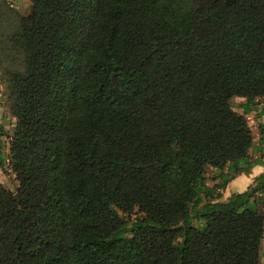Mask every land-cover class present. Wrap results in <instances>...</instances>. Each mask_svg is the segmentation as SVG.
I'll use <instances>...</instances> for the list:
<instances>
[{
  "label": "trees",
  "instance_id": "16d2710c",
  "mask_svg": "<svg viewBox=\"0 0 264 264\" xmlns=\"http://www.w3.org/2000/svg\"><path fill=\"white\" fill-rule=\"evenodd\" d=\"M28 1L0 38L17 183L0 184V264H259L264 172L222 191L261 165L245 115L264 0Z\"/></svg>",
  "mask_w": 264,
  "mask_h": 264
},
{
  "label": "crops",
  "instance_id": "0c3cea01",
  "mask_svg": "<svg viewBox=\"0 0 264 264\" xmlns=\"http://www.w3.org/2000/svg\"><path fill=\"white\" fill-rule=\"evenodd\" d=\"M5 1L8 2L10 6H13L15 4L17 5L18 3H26L28 5V0H5ZM243 102L244 100H242L241 103ZM262 112H264V100L260 99L255 109H253L248 115H245L248 120H251V121L253 120V122H255V124H253V127H254L253 130H255V133L253 134V140L256 142V148L258 149H256L255 153L252 155V160L261 161V165L254 166L250 170V173L248 175H239L235 177L232 181H230V183H228L226 188L222 191V195L224 199H227L232 194L242 193L246 191L248 187L251 185L252 181L264 172V167H263L264 165V142H260V134H259V129H258L259 124H264V115H262ZM241 113H242V109H241ZM3 116H4V112L0 105V129L5 130L7 127H13L14 126L13 124H11L10 126H7L8 123H6V121L8 120V118H3ZM9 119L12 120V122H14L13 118H9ZM253 130L252 132H254ZM2 135L5 137L7 134L6 135H4V133L1 134V130H0V141H2L1 139H3ZM8 146H9L8 142L5 144L4 147L1 145L0 152H2L4 155H7ZM7 168H8L7 163H5L4 167L0 169V184H2L4 187H6L5 186L6 185L5 175L8 174L7 172L9 173L11 172L10 170H6ZM4 172H6V174Z\"/></svg>",
  "mask_w": 264,
  "mask_h": 264
},
{
  "label": "rangeland",
  "instance_id": "374dc122",
  "mask_svg": "<svg viewBox=\"0 0 264 264\" xmlns=\"http://www.w3.org/2000/svg\"><path fill=\"white\" fill-rule=\"evenodd\" d=\"M7 4H9L8 2H6ZM10 6V4L8 5ZM14 6V7H13ZM13 6H10V8L12 9H8V13L6 14H0V38L1 40H5L7 38L6 35L10 34L13 30V28L16 26V19H18L19 17H22V16H27L28 13L30 12V5H29V1H28V5L26 3H18L17 5H13ZM5 68L7 65V63H5L3 65ZM1 67H0V74H1ZM6 85L2 82V80L0 79V105H1V108L4 112V116L3 118H8V120L6 121L7 126H10L11 124L14 125L15 121L12 122V120H10L9 118H12L10 116V114L8 113V110H7V104H6V99H7V93H6ZM243 99H240V98H234L233 99V110L236 111L237 113H241V108L239 107V104L242 102ZM246 120H247V123L248 125L250 126L251 128V131L254 129L253 127V124H255V122H253V120H248L247 117L245 116ZM4 120V119H3ZM12 122V123H11ZM13 127H7L5 130L3 129H0L1 130V134L4 133V135H11L12 132H13ZM254 132H252V135L255 133V130H253ZM3 136V139H1L2 141H0V146L2 145L3 147L5 146V144L9 141V136ZM4 144V145H3ZM3 156H5L3 153H2ZM6 170H9L8 168ZM7 172V171H6ZM6 172H4L6 174ZM8 174L5 175L6 176V179H5V186L7 187L8 190H10L11 192H15L16 190V187H17V183L15 181V179L13 178V174L10 172H7ZM210 177H211V171L210 169H208L206 171V178H207V183L210 184ZM139 216V214H137ZM260 260H259V264H264V238H263V241H262V244H261V249H260Z\"/></svg>",
  "mask_w": 264,
  "mask_h": 264
},
{
  "label": "water",
  "instance_id": "95a60500",
  "mask_svg": "<svg viewBox=\"0 0 264 264\" xmlns=\"http://www.w3.org/2000/svg\"><path fill=\"white\" fill-rule=\"evenodd\" d=\"M15 199H18V196L17 195H15Z\"/></svg>",
  "mask_w": 264,
  "mask_h": 264
}]
</instances>
